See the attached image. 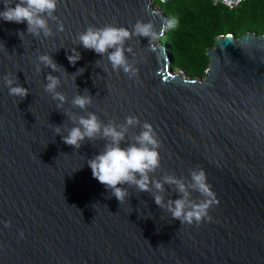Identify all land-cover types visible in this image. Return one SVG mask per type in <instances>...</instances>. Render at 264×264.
I'll return each instance as SVG.
<instances>
[{
    "label": "water",
    "instance_id": "1",
    "mask_svg": "<svg viewBox=\"0 0 264 264\" xmlns=\"http://www.w3.org/2000/svg\"><path fill=\"white\" fill-rule=\"evenodd\" d=\"M55 15L63 31L50 20L54 34L47 38L27 34L26 22L0 18V264H264V32L215 36L204 48L203 75L194 78L172 68L159 40L153 50L148 38L133 37L125 55L138 72L130 78L76 37L89 26L131 29L138 20L159 30L165 16L158 5L57 0ZM71 49L81 54L75 65L67 59ZM41 54L68 73H53L68 98L63 109L44 91L51 69L36 71ZM82 67L74 81L71 74ZM6 74L30 89L26 98L8 94ZM85 89L92 103L73 107L71 99ZM64 111H92L104 123L128 116L151 123L161 141V166L152 175L188 178L202 168L219 201L209 209L211 221L181 225L134 186L120 204L87 164L105 141L78 150L65 144L54 132L73 125ZM165 188L166 200L179 198Z\"/></svg>",
    "mask_w": 264,
    "mask_h": 264
},
{
    "label": "clouds",
    "instance_id": "2",
    "mask_svg": "<svg viewBox=\"0 0 264 264\" xmlns=\"http://www.w3.org/2000/svg\"><path fill=\"white\" fill-rule=\"evenodd\" d=\"M239 2L240 0H224L229 8ZM3 4L4 8L0 10V18L15 23L26 22L27 34L33 37H40L41 34L45 38L52 36L54 33L49 25L50 20L57 22L58 31H63V23L55 15L57 0H3ZM175 24V20L165 19L159 30L151 20L147 22L138 20L131 29L111 24L103 27L89 26L79 33L76 39L79 42L78 45H82L85 49L94 50L103 58L106 56L113 71L118 72L122 69L131 78L137 75L138 70L129 63L125 55L126 52L132 51L131 47H125L126 41L133 37H146L148 47L154 50V42L161 39L164 32L173 28ZM23 34L25 33L22 31L18 32L21 39ZM71 52L72 54L68 55L67 59L75 65L81 59V54L73 49ZM37 60L36 71L38 73L42 72L41 65L51 69L45 79L47 82L44 84V91L50 93L53 100L58 101L56 109H63L68 98L58 91L61 80L59 76L53 75L63 67L58 65L50 54H41ZM96 65H99V60L96 61ZM84 71L82 67L76 73L71 74L74 76V81ZM3 81L10 96L19 97L22 100L30 92L29 88L19 84L16 75L6 74ZM92 99L93 96L89 94V90L85 89L83 94L77 92L70 103L73 107L87 110ZM63 113L73 122V125L69 128L56 125L54 132L61 136L65 144L78 150L86 141H105L99 154L88 159L87 164L92 170V176L104 185L120 204L125 201L126 197H129V187L134 186L139 192L149 193L156 205L170 213L172 220L180 221L181 225L194 223L199 225L202 222L211 221L209 209L219 201L208 184L206 173L202 168L191 169L188 178L165 174L162 179H157L152 175L161 166L159 154L161 141L151 123L147 121L141 123L136 116L126 117L123 123L115 121L104 123L92 111L79 116L68 111ZM138 125L141 129L139 133L129 136L130 129ZM122 142H126V146H122ZM165 185L171 186L172 191L179 194V198H167L166 200ZM194 193H198L199 198H195ZM4 224L6 227L9 226L7 221ZM20 235L23 237V232Z\"/></svg>",
    "mask_w": 264,
    "mask_h": 264
},
{
    "label": "trees",
    "instance_id": "3",
    "mask_svg": "<svg viewBox=\"0 0 264 264\" xmlns=\"http://www.w3.org/2000/svg\"><path fill=\"white\" fill-rule=\"evenodd\" d=\"M151 4L159 6L165 19L176 21L159 43L166 46L172 68L190 78L203 75L208 63L204 48L213 45L215 36L264 32V0H240L231 9L211 0H151Z\"/></svg>",
    "mask_w": 264,
    "mask_h": 264
},
{
    "label": "built area",
    "instance_id": "4",
    "mask_svg": "<svg viewBox=\"0 0 264 264\" xmlns=\"http://www.w3.org/2000/svg\"><path fill=\"white\" fill-rule=\"evenodd\" d=\"M211 2H212V3H220V4L224 5V6H225L226 8H228V9L233 8V6L237 4V3H234V5H233L231 8H229V7L224 3V0H211Z\"/></svg>",
    "mask_w": 264,
    "mask_h": 264
},
{
    "label": "rangeland",
    "instance_id": "5",
    "mask_svg": "<svg viewBox=\"0 0 264 264\" xmlns=\"http://www.w3.org/2000/svg\"><path fill=\"white\" fill-rule=\"evenodd\" d=\"M174 70H176V68H174Z\"/></svg>",
    "mask_w": 264,
    "mask_h": 264
}]
</instances>
